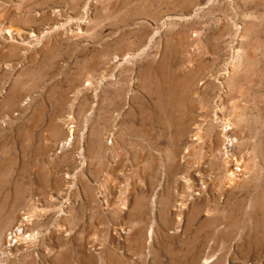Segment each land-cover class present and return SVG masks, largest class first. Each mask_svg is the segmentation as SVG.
I'll return each mask as SVG.
<instances>
[{"label":"rangeland","instance_id":"374dc122","mask_svg":"<svg viewBox=\"0 0 264 264\" xmlns=\"http://www.w3.org/2000/svg\"><path fill=\"white\" fill-rule=\"evenodd\" d=\"M0 264H264V0H0Z\"/></svg>","mask_w":264,"mask_h":264},{"label":"bare ground","instance_id":"6f19581e","mask_svg":"<svg viewBox=\"0 0 264 264\" xmlns=\"http://www.w3.org/2000/svg\"><path fill=\"white\" fill-rule=\"evenodd\" d=\"M3 32H4V34L8 35L9 40H11L13 37H15V32L11 31V29H6ZM230 127H231L230 122L227 121L226 124L224 125L223 129L228 131L230 129ZM228 133H229L228 135H230V136L229 137L226 136V140L223 144V147H231L234 144L235 137L231 134L230 130L228 131ZM194 136L198 137L199 133H195ZM72 137H73V129L68 128L67 133H66V137L64 136L65 140L63 139L61 146H63L65 144V141L71 139ZM238 171H239V173H238ZM240 172H241V169L235 167V168H233V172H231V173H232V175H239ZM26 217L27 216L17 220L18 224L16 226V231L14 233L10 232L8 234V236H6V238H7L6 244L8 245L9 249L15 248L17 243L27 242L28 238H32L35 235V233H33L32 229L29 227L32 220L30 221L28 219V217L27 218Z\"/></svg>","mask_w":264,"mask_h":264}]
</instances>
